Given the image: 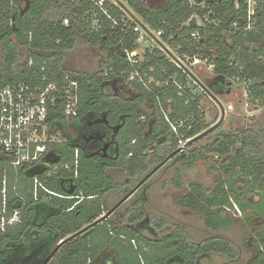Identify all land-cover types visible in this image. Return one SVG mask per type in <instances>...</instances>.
<instances>
[{"label": "trees", "instance_id": "1", "mask_svg": "<svg viewBox=\"0 0 264 264\" xmlns=\"http://www.w3.org/2000/svg\"><path fill=\"white\" fill-rule=\"evenodd\" d=\"M154 1L127 0L125 5H120L132 11L142 24L156 31L162 30V41L168 42L180 56H197L212 65L215 80L207 91L218 95L227 94L233 82H245L247 98L253 103L264 105V0H253L254 15L250 20L249 31L245 30L246 0H207L210 3L204 6L201 3L206 0H195V5L191 6L188 0H160L159 6L151 7L149 4ZM104 7L108 9L110 19L95 9L89 0H0V88L35 81L43 74L53 81L61 80L64 75L78 81L76 118L66 122L61 111H57L51 119L66 137L67 126L94 112H107L109 116L118 112L130 117L128 132L135 139V144L123 149L120 160L115 163L105 160L95 162L86 159L79 151L80 170L78 176L71 180L76 187L75 195H82L85 201L75 206L74 211L69 214L72 224L70 232L75 230L73 225L89 224L101 216V198L111 186L108 168L122 169L134 178L147 176L159 164H165L166 159L176 152L174 148L178 141L186 140L192 141L187 150L176 157L177 160L183 159V170H189L197 161L204 160L205 151L217 157L216 164L211 168L218 174V180L209 190L199 182L190 183L188 196L179 200L177 206L197 209L203 217L205 227L212 231L225 229L232 223L227 213V208H231L230 200L243 212L256 209L259 217L264 219V196H259V203H252V194H264L263 129L241 128L218 136L202 150L197 149L196 145L201 139H193L202 134L206 127L199 119V99H193L191 95L187 96L186 91L178 89V85H185L186 74L173 65L158 48L144 51L142 62L131 65L124 53L139 52L141 48L135 44L131 28L126 27L121 31L112 24V19L120 21L125 14L107 0H104ZM196 17L206 19L202 26L197 25ZM64 20L69 21L68 27L63 25ZM234 23L237 24L235 28L232 26ZM192 33H198L199 39H191ZM79 42H86L93 47L100 44L104 51H109L99 71L82 72L72 62L68 63L71 60L68 56ZM138 56L139 53L135 60H139ZM29 61L33 62L34 67H28ZM41 66L45 67L44 72L39 70ZM136 69L142 76L146 75L145 81L151 78L158 87L155 83H149L148 91L133 82V89L143 97L133 103L118 100L116 105L115 101L108 99L103 93V74L107 70H112L115 75L123 72L127 79ZM146 99L149 101L146 102ZM160 108L169 113L168 119L178 128V124L184 121L177 136L173 135L160 115ZM150 114L155 121L151 131L146 132L147 123L139 124L137 120ZM74 148L75 142L57 147L61 162L71 161ZM147 151L150 153L147 154ZM129 154L131 158L126 161L125 157ZM35 172L36 170L21 173L23 178H20L18 193L23 197L27 208L36 209L37 214L43 215L61 213V210L73 206L74 199L53 200L49 206L32 207L27 179ZM7 175L13 176L9 170ZM2 176L3 167H0V185ZM224 176L231 179L224 180ZM181 177L176 176L174 187L180 188L184 184ZM63 180L57 178L44 184L52 191L63 193L60 186ZM250 194L252 197H248ZM140 200L145 203L146 195H141ZM21 203L12 206L20 208ZM75 212H79L78 217ZM134 216L138 221L142 218L139 211H135ZM30 219L31 217L26 219V224L33 222ZM54 223L63 226L68 221L60 219ZM154 224L159 230L164 225L161 221ZM97 231L108 235L107 223L100 225ZM113 231L117 235L125 234V230L121 228ZM67 233L69 232L64 234ZM254 237L258 242L255 250L258 254L257 264H264V227L257 230ZM131 238L138 242L137 249L131 247L135 264L141 263L140 257L146 264H197L198 260L210 254L230 259L236 257L228 242L220 238H210L198 245H190L182 235L175 233L172 239L177 240V244L155 242L150 245L151 255L148 256L143 253V247L139 244L140 236L135 234ZM87 247L86 242L85 245L71 247L70 255H76L67 258V263L79 264L75 258L79 253L92 252ZM127 255L126 252L122 255V264H131ZM57 264H66L65 258H60Z\"/></svg>", "mask_w": 264, "mask_h": 264}, {"label": "flooded vegetation", "instance_id": "2", "mask_svg": "<svg viewBox=\"0 0 264 264\" xmlns=\"http://www.w3.org/2000/svg\"><path fill=\"white\" fill-rule=\"evenodd\" d=\"M102 88L103 93L108 99L115 101L116 105L118 100L133 103L143 97L141 93L134 94L127 91L123 85L118 83H114L111 86L104 85ZM148 101L149 99H146V102ZM159 113L166 121L168 127H170L169 115L167 117L168 112L160 108ZM151 114L141 116L137 120L139 124L147 123L148 127L146 132L151 131L152 123L155 121ZM129 120L130 117L127 114L123 115L115 112L109 116L107 112H94L92 115L78 119L66 127L68 143L75 142V148H78L80 153L88 160L91 159L95 162L105 160L115 163L123 156L122 151L124 148H131L135 144V139L128 132ZM173 135L175 134L173 133ZM170 144L172 145L171 139ZM189 145L190 143L187 142L184 151L179 152L178 141L176 148H174V150L176 149L174 154H183ZM149 153L150 151H147V154ZM130 158L131 154L127 155L125 160L128 161ZM109 173L112 175L121 173L123 180L117 182L113 180ZM107 174L111 179V186L101 198V216L89 224H83L81 226L73 225L75 226V230L72 233L70 232L72 224H70L69 214L74 211L75 206L83 203L85 198L82 195H75L76 187L70 178L64 179L60 183L63 193L53 191L54 195L40 197L38 199H34L31 196L32 207L36 205L49 206L53 200L74 199L73 206L67 210H61V213L37 214L36 209L30 210V208H27L23 200L19 208L17 224L6 228L4 233L0 234V264H57L60 258H65V263L68 264L67 258L76 255V253L74 256L70 255L71 247L85 245V242L88 246L87 248L92 249V252H88L87 254L86 252L79 253L80 255L75 257L76 263L78 261L79 264H122V255L126 252L129 262L135 264L136 261L133 259L131 249V247L137 249L138 242L136 243L131 238L135 234L140 236L141 240L139 244L143 247V253L147 256L151 255L150 245L153 244L151 242L152 236H157V234L154 232L156 229L150 225L145 208L149 203V180L152 176L145 180L132 195H129L144 180L146 175L134 178L129 176L124 170L118 168H108ZM137 178L138 181L134 184V180ZM141 195H146L145 203H141ZM108 197L114 198V201L109 203ZM88 198L90 199L91 197ZM111 210L113 211L108 215ZM135 211H139L142 214V218L139 221L135 220ZM75 214L77 217L79 216V212H75ZM29 217H31L30 220L33 222L26 224L25 221ZM104 217L106 218L102 220ZM236 217L234 216V218ZM60 219H64L68 223H64L63 226L54 223ZM97 221L101 222L95 224ZM104 222L107 223L109 229L108 235L100 234L97 231ZM251 223L254 227H264V219L258 216H254L251 219ZM117 228L125 230V234L117 235L113 231ZM162 231L157 230L156 233ZM65 232L69 233L64 234ZM144 233H147V236ZM254 235L248 241V245H251L249 247L252 253L245 264H257L258 254L255 250L258 242ZM140 258L142 261L139 264H146L143 258ZM235 259L230 260L234 261ZM197 264H199V260Z\"/></svg>", "mask_w": 264, "mask_h": 264}, {"label": "built area", "instance_id": "3", "mask_svg": "<svg viewBox=\"0 0 264 264\" xmlns=\"http://www.w3.org/2000/svg\"><path fill=\"white\" fill-rule=\"evenodd\" d=\"M107 1L125 14L120 21L111 20L114 27H119L121 31H124L126 27L131 28L135 44L139 48H143L147 43L150 45L158 44V49L162 53L172 56L168 42L162 41L163 31L149 28L147 25L142 24L134 13L124 9L120 4L125 5L127 0ZM89 2L95 9L110 19L108 9L104 7V0H89ZM188 4L190 6L195 5V0H188ZM245 4L247 6L245 30L249 31L251 30L250 20L254 15L255 2L246 0ZM63 25L68 27L69 21L64 20ZM236 25L234 23L232 26L235 28ZM190 37L193 40L199 39L198 33H192ZM159 41L165 43L170 49L164 48ZM137 54L138 51L124 53L131 65L142 62L141 60H135ZM182 57L190 67L196 68L199 64L208 65L207 61L197 56L192 58ZM176 66L190 78L188 69L184 65L176 64ZM28 67H34L32 61H29ZM208 68L213 70L212 65H208ZM39 70L44 72L45 67L41 66ZM123 75V72L115 75L112 70H107L103 74V83L116 81L118 84L123 85L127 91L137 94V90H134L132 86V83L136 82L149 91L144 80L146 75L142 76L137 69L127 79ZM151 82H154V80L151 79ZM239 84L246 89L247 83L241 82ZM78 88L79 82L73 80L69 75H64L59 81H53L45 74L35 81L0 88V167H3L0 185V234L4 233L6 228L15 226L18 222L20 210L19 208H13L12 205L23 201V197L18 193L20 178H23L21 176L22 172L36 170L27 179L28 193L34 199L54 195L53 191L48 189L44 182L57 178L73 179L78 176L79 149L74 148L71 161L61 162L57 147L66 144L68 137L64 136L61 130L56 128L54 122L51 121L54 116L53 113L57 111H61L66 122L76 118L78 113ZM178 89L182 90V87L178 85ZM169 126L171 132L178 135V127L172 124ZM188 141H179V152L184 151ZM8 170L12 172V177L7 175ZM230 204L231 208H227V212L233 216H240L241 210L239 207L232 200H230Z\"/></svg>", "mask_w": 264, "mask_h": 264}, {"label": "rangeland", "instance_id": "4", "mask_svg": "<svg viewBox=\"0 0 264 264\" xmlns=\"http://www.w3.org/2000/svg\"><path fill=\"white\" fill-rule=\"evenodd\" d=\"M159 1L160 0H155L149 5H151V7L159 6ZM123 3H125V1H123ZM209 3L210 2L207 0L203 1L201 6L209 5ZM130 12L132 13V11ZM195 20L198 26H202L206 21V19L202 20L198 17H196ZM226 41L229 43L228 38H226ZM159 42L164 48L170 49L165 43L161 41ZM154 48H159V45H150L147 43L146 46L139 50L138 59H142L144 51H152ZM108 52L104 51L100 44L93 47L86 42H79L75 50L68 56V59H71L68 60V63L72 62V65L82 72H96L103 67ZM170 54L172 56H165L173 65L176 66V64H182L188 69L190 78L187 77L186 83L182 87V91H186L188 94L187 96L191 95L193 99H199V119L206 127L205 131L213 128L210 133L200 138L201 140L196 145L197 149L202 150V148L209 145L218 136L238 131L241 128L255 127L260 130L263 129L264 131V105L251 102L247 98L245 88L241 84L233 82L230 91L227 94L218 95L209 92L207 91L208 86L213 83L215 79L213 76V70H210L208 65L199 64L196 68L190 67L186 60L172 47ZM145 82L147 85H149V83H155L151 82V79H148V81ZM155 85L158 87L157 83H155ZM182 94L184 95V93ZM168 115L169 113H167V117ZM171 124L175 125L174 122H171ZM182 124H184V121L178 124V129L182 127ZM169 129L171 130L170 127ZM65 152L68 153L67 151ZM203 152L205 154V159L197 161L191 169L186 170L184 178L186 182L197 181L206 189H210L218 180V174L211 168L212 165L216 164L217 157L205 151ZM168 165L170 166H167L169 167L167 170L164 169L162 170L163 172L156 173L157 176L149 180L151 189L149 191V203L145 208L147 217L149 219H159V221H162L167 227H171L174 224L181 226L186 238L191 244H197L210 237L224 239L232 247L236 255V259L233 261L227 256L210 254L208 257L200 259L199 264H245L252 253L251 248L249 247L251 245H248V241L253 237V234H255L257 230L263 228V226L254 227L251 223V219L254 218V216L259 217L257 210L251 209L244 212L241 211V215L236 218L228 213L231 220H233L229 227L215 232L207 231L199 214L194 212L189 216H184L182 214L183 212L179 209L173 208L171 203H168V196L164 197L163 193L168 186V179L174 172L175 167H179V162H170ZM156 174H154V176ZM109 175L117 182L123 180L121 173H117L116 175L109 173ZM230 179L231 177L224 176V180ZM137 181L138 178L134 180V184H136ZM252 195L250 194L248 197H252V203L255 204L260 202L261 198L259 196H264V194ZM113 201L114 198L108 197L109 203ZM158 233L159 236L165 234L162 232ZM144 234L147 236V233Z\"/></svg>", "mask_w": 264, "mask_h": 264}, {"label": "crops", "instance_id": "5", "mask_svg": "<svg viewBox=\"0 0 264 264\" xmlns=\"http://www.w3.org/2000/svg\"><path fill=\"white\" fill-rule=\"evenodd\" d=\"M177 156H179V155H174V156H172L169 160H168V162L164 165V166H162L158 171H156L154 174H158L159 172H161L162 170H167V168H169V167H167V166H170V165H168V164H170V162H179V167H175V169H174V172L172 173V175L169 177V179H168V182H167V184H168V186L166 187V189L164 190V193H163V195H164V197H166V196H168L169 197V200H168V203L170 204L171 203V205L173 206V208H176V209H179L181 212H183L182 214L184 215V216H189V215H191L192 213H194V212H196L197 214H199L200 216H201V218H202V221H203V225H204V220H203V217H202V215L199 213V211L197 210V209H194V210H192V209H187V208H181V207H178L177 206V202L179 201V200H181V199H184V198H186L187 196H188V194H189V189H188V185L190 184V183H194V182H197V181H192V182H186V180H185V178H184V173H185V171L183 170V166H184V162H183V159H181V160H177ZM163 172V171H162ZM154 174L152 175V178H154V177H156L157 176V174L154 176ZM177 175H179L180 177H181V179L183 180V185L180 187V188H177V187H174V179L176 178V176ZM150 187H151V184H150ZM149 187V191H150V188ZM213 187V186H212ZM211 187V188H212ZM210 188V189H211ZM207 190H209V189H207ZM170 201V202H169ZM156 221H159V219H154V218H150L149 219V222H150V225L153 227V228H155L156 230H154V232H155V234H157V236H152V243L153 244H155V242L156 243H161V242H163V243H165L166 245L167 244H177L178 243V241L177 240H175V239H172V236H173V234H180V235H182L183 237H184V239L186 240V242L187 243H189L190 245H198V244H200L201 242H199V243H197V244H191V242H189L188 241V239L186 238V236H185V234H184V231H183V228L181 227V226H179V225H177V224H174L173 226H171V227H167V226H165V225H163V228L162 229H160V230H163L162 231V233H165L164 235H161V236H159V233H156L157 232V230H159L156 226H155V224H154V222H156ZM162 222V221H161ZM163 223V222H162ZM204 227H205V225H204ZM205 229L207 230V231H210V232H215V231H212V230H209V229H207L206 227H205ZM220 230V229H219ZM210 238H214V237H210ZM210 238H207V239H205V240H203L202 242H204V241H206V240H208V239H210ZM162 240V241H161ZM212 255H215V254H212ZM200 261V260H199Z\"/></svg>", "mask_w": 264, "mask_h": 264}, {"label": "water", "instance_id": "6", "mask_svg": "<svg viewBox=\"0 0 264 264\" xmlns=\"http://www.w3.org/2000/svg\"><path fill=\"white\" fill-rule=\"evenodd\" d=\"M198 1H200V0H198ZM115 82H113V83H105L104 85H106V86H111V85H113ZM103 85V86H104ZM222 116H223V114H222ZM213 130V128L212 129H210V130H208V131H205V132H203L202 134H200V135H198L196 138H194L193 140H197V139H199V138H202L203 136H205V135H207L208 133H210L211 131ZM192 141V140H191ZM191 141H188V143H191ZM176 154V153H175ZM174 154V155H175ZM173 155H170L166 160H169L171 157H172ZM48 159V158H47ZM55 162H57V160H55ZM164 165V163H161V164H159L157 167H155L152 171H151V173L150 174H148L145 178H144V180L137 186V187H135L133 190H132V192L129 194V195H132L138 188H139V186L145 181V180H147L148 178H150L156 171H158L162 166ZM128 195V196H129ZM113 210H111V211H109V213H108V215L112 212ZM107 215V216H108ZM106 216V217H107ZM106 217H104V218H102V220H104ZM101 221H97L95 224H97V223H100Z\"/></svg>", "mask_w": 264, "mask_h": 264}]
</instances>
